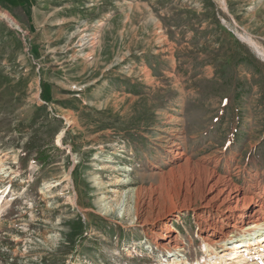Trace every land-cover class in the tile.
<instances>
[{
    "label": "rangeland",
    "instance_id": "374dc122",
    "mask_svg": "<svg viewBox=\"0 0 264 264\" xmlns=\"http://www.w3.org/2000/svg\"><path fill=\"white\" fill-rule=\"evenodd\" d=\"M204 168L264 200V0H0V264L222 254Z\"/></svg>",
    "mask_w": 264,
    "mask_h": 264
},
{
    "label": "bare ground",
    "instance_id": "6f19581e",
    "mask_svg": "<svg viewBox=\"0 0 264 264\" xmlns=\"http://www.w3.org/2000/svg\"><path fill=\"white\" fill-rule=\"evenodd\" d=\"M2 15L5 16L6 14L2 13ZM7 18L10 21L8 23L16 25L12 18L9 16H7ZM84 39V36L79 39V45L84 44V42H81ZM124 167L125 171L129 169L128 165ZM181 183V191L179 192L184 191L185 193L191 189V186L198 185L201 191L200 194H202L199 197L202 200V206L215 207L217 211H219L221 207L220 216L222 219L231 221V225L229 226L231 232L229 233L233 235L237 233L238 236V238L233 240H224V247L220 250L222 254H218V252L215 251L212 252L213 247L208 243H204L202 246V252L203 254L205 253V255L202 256L204 260L201 261L197 259L193 264H227L230 263L231 260H235V258L238 260H245L249 257L247 255H250V258L252 260L255 259V261H241L240 264H264V200L262 201L261 197L252 198L250 195L246 196L240 193L239 189L234 186L231 187L228 182L221 180L218 176L216 177L215 173L212 170L209 172L207 168L202 169V171H195V173L191 172L187 174ZM165 224L164 222V225ZM210 227L209 231L211 232H209L208 235L214 236L219 233V228L214 224L213 227ZM167 237L168 235L164 234L161 238L165 239ZM160 244L167 249H178L179 247L178 244H174L169 240L162 241ZM248 246H253V250L248 251ZM224 255H229L230 257L224 258ZM212 258H215V261H213ZM227 259L230 261L226 262Z\"/></svg>",
    "mask_w": 264,
    "mask_h": 264
},
{
    "label": "trees",
    "instance_id": "16d2710c",
    "mask_svg": "<svg viewBox=\"0 0 264 264\" xmlns=\"http://www.w3.org/2000/svg\"><path fill=\"white\" fill-rule=\"evenodd\" d=\"M36 160H39L38 156H36V157L34 158V161H36Z\"/></svg>",
    "mask_w": 264,
    "mask_h": 264
},
{
    "label": "water",
    "instance_id": "95a60500",
    "mask_svg": "<svg viewBox=\"0 0 264 264\" xmlns=\"http://www.w3.org/2000/svg\"><path fill=\"white\" fill-rule=\"evenodd\" d=\"M16 28H18V26Z\"/></svg>",
    "mask_w": 264,
    "mask_h": 264
}]
</instances>
